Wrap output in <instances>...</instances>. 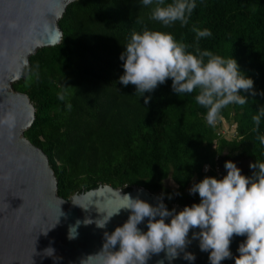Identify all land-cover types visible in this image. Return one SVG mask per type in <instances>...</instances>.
I'll return each mask as SVG.
<instances>
[{
    "label": "trees",
    "instance_id": "obj_1",
    "mask_svg": "<svg viewBox=\"0 0 264 264\" xmlns=\"http://www.w3.org/2000/svg\"><path fill=\"white\" fill-rule=\"evenodd\" d=\"M196 5L187 26L164 27L151 19L155 0L149 6L142 0H77L58 21L60 43L29 57L12 87L34 107L24 136L48 158L58 197L71 201L94 185L144 188L159 197L171 180L179 193L173 201L191 206L200 202L198 193H185L192 181L222 179L225 163L237 156L264 162V145L257 139L264 135V119L258 132L252 120L264 106V0H196ZM193 25L212 32L199 47L235 58L257 93L240 90L248 102L225 108L215 127L207 124L197 93L175 94L171 78L145 93L152 97L147 105L135 85L119 83L120 56L133 32H170L194 52ZM62 91L64 100L58 98ZM224 123L234 126L230 138L223 134Z\"/></svg>",
    "mask_w": 264,
    "mask_h": 264
},
{
    "label": "clouds",
    "instance_id": "obj_2",
    "mask_svg": "<svg viewBox=\"0 0 264 264\" xmlns=\"http://www.w3.org/2000/svg\"><path fill=\"white\" fill-rule=\"evenodd\" d=\"M153 3L154 0H142L144 6ZM196 6V0H172L170 3L155 0L151 19L164 27L176 22L184 27L188 25ZM10 26L15 27V24ZM191 31L196 37L194 52L188 50L192 46L177 41L170 32L147 28L142 32H133L120 56L124 61V74L120 76L119 83L135 85V94L143 97L147 105L152 97L145 96V93L153 92L171 78L175 94L197 93L195 100L206 109L207 124L215 127L223 119L225 108L232 104L243 106L248 102V97L241 95L240 90L251 92L253 96L257 94L254 80L241 72L235 58H225L199 47L202 38L212 36L210 29L193 25ZM58 98L64 100L65 92L58 93ZM71 107L69 103L67 108L71 110ZM262 119L264 106L252 117L254 132H258ZM14 120V114L8 113L0 124L11 126ZM257 139L264 145V135H258ZM224 167L227 174L222 179L206 176L194 183L189 194L198 193L200 202L185 206L179 212L175 208L169 210L163 194L157 197L160 202L156 206L139 197L123 196L125 203L122 207L111 213L103 223L95 222L97 227L103 228L121 209L131 210L123 226L117 227L111 234L105 233L106 243L102 252L107 254L103 264H148L153 254L161 252H166L169 262L179 258L181 252L185 260L194 261L195 255L185 250L196 239L201 251L211 250V264H221L223 260L232 258L230 245L234 236L247 237L239 245L235 264H264V162L250 164L253 170L251 176L243 175L231 160ZM168 198L173 197L170 195ZM169 217L171 221L166 223ZM145 218H148L147 232L138 227ZM83 223L88 225L93 221L86 219ZM80 224L81 221L77 220L75 225L69 227L68 239L77 238ZM192 229L200 231L193 232L190 240ZM117 244L119 250L112 251ZM49 249L52 253L47 255L53 256L54 249ZM49 249H46V253ZM159 264H164V261H159Z\"/></svg>",
    "mask_w": 264,
    "mask_h": 264
},
{
    "label": "water",
    "instance_id": "obj_3",
    "mask_svg": "<svg viewBox=\"0 0 264 264\" xmlns=\"http://www.w3.org/2000/svg\"><path fill=\"white\" fill-rule=\"evenodd\" d=\"M75 1L0 0V120L8 113L15 116L11 126L0 124V264H103L107 254L102 252L105 233L111 234L123 226L131 210L121 209L103 228L95 222L103 223L122 207L125 195L139 197L153 206L160 202L158 196L144 188L114 189L108 185L91 186L66 201L57 195V182L48 158L24 136L32 125L35 110L29 98L12 86L20 79L31 55L40 48L60 43L62 32L58 21ZM13 23L15 27L10 26ZM233 162L243 175H252L250 164L255 162L254 157L237 156ZM168 208L182 210L178 205ZM86 219L93 223L85 225ZM77 220L81 221L78 236L70 240L69 227ZM170 221L171 217L166 218V223ZM147 223L145 218L138 227L147 232ZM198 231L192 229L189 239ZM246 238L233 237L232 258L221 264H235L239 245ZM49 248L54 249L53 256H49L52 253ZM118 250L119 244L112 249ZM185 251L196 259L185 260L181 252L179 258L169 262L166 252H161L153 254L148 264H159L161 260L164 264H211V250L201 251L198 239L192 240Z\"/></svg>",
    "mask_w": 264,
    "mask_h": 264
},
{
    "label": "rangeland",
    "instance_id": "obj_4",
    "mask_svg": "<svg viewBox=\"0 0 264 264\" xmlns=\"http://www.w3.org/2000/svg\"><path fill=\"white\" fill-rule=\"evenodd\" d=\"M223 129H224V130H223V134H224L226 137H228V138L232 137V136L235 134L234 126H230V125H227V124L224 123V125H223ZM194 183H195V182L192 181V182L189 184V186L185 189V193H186V194H189V189L192 187V185H193ZM164 187H165V189H166L165 194H163V196H164V200H165L167 203L171 204L172 206H173V205H178V204H176V203L173 201L174 198L177 196V186H176L174 183H172L171 180H167V181L164 182ZM170 195L173 197L172 199H169V198H168ZM178 206H179V205H178ZM179 207H180V206H179Z\"/></svg>",
    "mask_w": 264,
    "mask_h": 264
},
{
    "label": "built area",
    "instance_id": "obj_5",
    "mask_svg": "<svg viewBox=\"0 0 264 264\" xmlns=\"http://www.w3.org/2000/svg\"><path fill=\"white\" fill-rule=\"evenodd\" d=\"M209 170V166H205V168H204V172H207ZM218 170H219V168H218ZM220 172V171H219ZM218 172V173H219ZM219 177L221 178V175H219ZM182 210H183V208L184 207H180Z\"/></svg>",
    "mask_w": 264,
    "mask_h": 264
}]
</instances>
